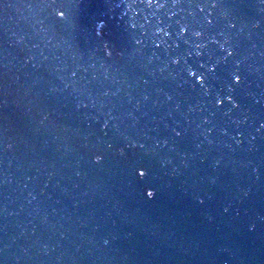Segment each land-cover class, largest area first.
Returning <instances> with one entry per match:
<instances>
[{
    "label": "water",
    "instance_id": "obj_1",
    "mask_svg": "<svg viewBox=\"0 0 264 264\" xmlns=\"http://www.w3.org/2000/svg\"><path fill=\"white\" fill-rule=\"evenodd\" d=\"M0 264H264V0H0Z\"/></svg>",
    "mask_w": 264,
    "mask_h": 264
}]
</instances>
